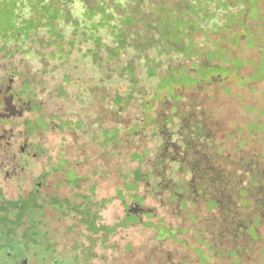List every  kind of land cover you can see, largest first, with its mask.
I'll list each match as a JSON object with an SVG mask.
<instances>
[{
  "label": "rangeland",
  "instance_id": "374dc122",
  "mask_svg": "<svg viewBox=\"0 0 264 264\" xmlns=\"http://www.w3.org/2000/svg\"><path fill=\"white\" fill-rule=\"evenodd\" d=\"M149 1L157 16L166 15L165 0ZM261 1H245L252 20ZM25 12L18 0H0V79L11 78L13 88L19 84L38 103L23 124L58 192L46 224L34 230L37 247L18 245L25 225L0 222L2 242L14 236L13 257L28 255L30 264H52L57 256L75 264H242L232 248L240 247L241 262L263 264L264 29L258 22L249 26L260 40L242 21L238 32L224 29L211 39L202 33L186 65L172 56L143 58L147 71L135 87L128 80L136 69L122 72L106 53L109 36L101 43L96 21L86 38L79 33L75 56L74 45L65 46L52 26L45 37L23 33ZM79 202L98 214L107 234H92L63 211ZM133 203L138 209L126 216Z\"/></svg>",
  "mask_w": 264,
  "mask_h": 264
},
{
  "label": "trees",
  "instance_id": "16d2710c",
  "mask_svg": "<svg viewBox=\"0 0 264 264\" xmlns=\"http://www.w3.org/2000/svg\"><path fill=\"white\" fill-rule=\"evenodd\" d=\"M245 1L165 0L160 8L166 15L157 16L152 10L154 5L149 0H18L21 7L27 10L25 16L23 14L21 17L24 19L20 20L23 33L27 34L30 31L33 34L35 31L34 34L41 33L45 37L48 36L47 33H50L52 26L64 37L65 46L67 42L74 45L75 56H78V48L82 45L81 41L80 44L78 43V36L82 34L86 38L91 22L96 21L94 23L97 27L96 35L103 31L101 43L104 41V35L109 36L106 39L109 43L105 44L106 53L113 60L116 59L122 63V72L127 69H136V78L133 77L130 80L122 78L132 81V86H134L133 83L137 84L135 87L140 84L139 74L147 71V65H143L145 60L142 63L143 58L154 60L158 56H172V58H179L174 60H181L180 62L186 65L192 62L187 54L190 51L195 52L196 46L197 48L199 46L198 42L203 41L202 33H206V36L211 39L212 36L217 35L213 32L223 35L224 29L238 32L236 22L242 21L258 37L257 31L249 26V21H256L259 24L264 19V8L261 2L256 4L258 20H252L247 15L249 5ZM83 13H87L89 18L83 19ZM102 19L105 20L104 23ZM144 24L146 25L143 26ZM87 41L92 45L91 49L97 48L91 40ZM155 51H158V54ZM189 73L193 75L191 71ZM145 75L149 79V75L146 73ZM52 102L54 103V100ZM69 102L70 99L67 97L60 102V105L65 107ZM63 110L66 111V108ZM91 210L82 204V208L77 207V213H74V210L67 212L68 208L65 213L67 215L81 214L84 218L83 224L91 230L92 234H107L104 233V228L98 225V214ZM36 228L37 226L33 224L25 228L18 242L32 246L40 235L34 231ZM48 239H50L49 236Z\"/></svg>",
  "mask_w": 264,
  "mask_h": 264
},
{
  "label": "flooded vegetation",
  "instance_id": "af4514ba",
  "mask_svg": "<svg viewBox=\"0 0 264 264\" xmlns=\"http://www.w3.org/2000/svg\"><path fill=\"white\" fill-rule=\"evenodd\" d=\"M262 3L264 8V0L261 1ZM259 26L261 29H264V19L259 23ZM261 36L264 37L262 32ZM9 79L11 80V78ZM10 80L0 79V222L13 223L16 225L14 226L15 228H21L24 225L27 228L31 224L41 227L46 224V209L48 207H55L50 202V198L56 195L58 191L56 188H52V184L50 183L52 177L42 173V170H45L47 165L34 152L35 146H29L28 130L23 124L24 119H26L25 117L30 119L35 115V110H32L38 103L31 97L32 92H24L21 86L19 88V84H16L17 86L14 87L16 90L14 92L12 83H15V81L10 82ZM11 91L14 93L9 97ZM1 121L8 124L4 125ZM37 138H39V134H37ZM8 184L14 186V188H7ZM64 197L67 200L71 196L68 194ZM82 204L81 202L76 204L68 203L67 212L74 210V213H77V207L78 209L79 206L82 208ZM260 208L261 213L264 214V205L260 206ZM137 209L138 206L136 203H133L130 205V210H126L125 215H133ZM63 211L66 212L65 210ZM68 216L73 218L78 224L83 223L84 218L81 214ZM3 229L4 227L0 228V230ZM2 238V235H0V259L11 260L13 264H30V256L28 255H23L20 258L13 257L11 252L14 245L13 242L15 241L13 235L10 234V242L7 243H3ZM18 245L24 248L30 246L19 242ZM37 246L36 242L32 245V247ZM232 248L235 249L239 262L245 264L238 257L241 248ZM261 249H264V245ZM48 250L49 248L46 251ZM67 259L70 262H66ZM42 261L46 262L45 258ZM61 263L72 264L73 261L68 257L59 260L58 256L56 260L52 261V264ZM262 263L264 264V260H262ZM249 264L251 263L249 262Z\"/></svg>",
  "mask_w": 264,
  "mask_h": 264
}]
</instances>
